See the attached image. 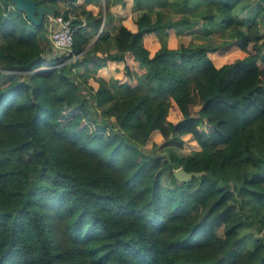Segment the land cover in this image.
<instances>
[{"label":"trees","instance_id":"trees-1","mask_svg":"<svg viewBox=\"0 0 264 264\" xmlns=\"http://www.w3.org/2000/svg\"><path fill=\"white\" fill-rule=\"evenodd\" d=\"M34 1L74 43L0 0V264H264V0Z\"/></svg>","mask_w":264,"mask_h":264},{"label":"rangeland","instance_id":"rangeland-1","mask_svg":"<svg viewBox=\"0 0 264 264\" xmlns=\"http://www.w3.org/2000/svg\"><path fill=\"white\" fill-rule=\"evenodd\" d=\"M261 1L263 3V0H253L252 2L250 1L251 5L253 6V9H256L255 3ZM246 3V8H249L247 6V3L249 0L245 1ZM155 3V2H154ZM101 7L103 6L102 1L99 4ZM160 6L155 4L154 10L159 9ZM240 10V9H239ZM166 13H171L174 17H178L180 13L177 10H174L172 7H167L165 8ZM244 13H242L243 15ZM118 16H116L115 24L113 26L112 31L120 24V21L118 20ZM192 20L196 19L198 20V23L196 25H193L192 27H180L176 29L175 32V37L178 40H182L183 42L191 45V46H196V45H206V44H217L221 42L225 37H226V31H224V26L221 25L218 22H209V21H203L202 19H198L197 17H191ZM263 21L262 29L264 30V17L261 19ZM119 21V23H118ZM264 34V33H263ZM97 38V35H95L92 38V42H94ZM63 50H57L55 54L61 55L63 54ZM103 77L105 78H110L111 73H106L102 72L101 73ZM177 153H186L185 150L179 149V148H174ZM148 154L153 153L152 150L150 149H145ZM155 154H159L158 152H155ZM167 179L163 178V182H165Z\"/></svg>","mask_w":264,"mask_h":264},{"label":"built area","instance_id":"built-area-1","mask_svg":"<svg viewBox=\"0 0 264 264\" xmlns=\"http://www.w3.org/2000/svg\"><path fill=\"white\" fill-rule=\"evenodd\" d=\"M66 9V14L48 16L45 23L48 28L51 45L57 50L70 51L74 43V28L72 22L76 18V15L71 5H67ZM81 20V26L85 25V20Z\"/></svg>","mask_w":264,"mask_h":264},{"label":"water","instance_id":"water-1","mask_svg":"<svg viewBox=\"0 0 264 264\" xmlns=\"http://www.w3.org/2000/svg\"><path fill=\"white\" fill-rule=\"evenodd\" d=\"M12 2L18 10L25 13L27 19L35 26H40L45 23L48 16L54 15L52 9L46 6L38 7L34 0H12ZM202 174L203 172H187L182 167H178L174 170V177L179 181L189 182L193 177H198Z\"/></svg>","mask_w":264,"mask_h":264},{"label":"crops","instance_id":"crops-1","mask_svg":"<svg viewBox=\"0 0 264 264\" xmlns=\"http://www.w3.org/2000/svg\"><path fill=\"white\" fill-rule=\"evenodd\" d=\"M100 2H101L100 0H94V1L86 4V3H84V0H80L76 4V5H79V7L77 8V12H80L81 8L85 7V6H86L87 9H90V10L94 11L95 13L97 11H99L100 9H102L105 12V10H106L105 2H104V0H102V4H103L102 7L99 5ZM111 10L115 13L116 16L120 17V18H118L119 21L122 18L126 19V17H128L130 14H132L134 17H136V14H133V13H130V12L124 14V13H122L120 10H118L116 8H111ZM263 17H264V13H263L262 17L259 19V25L261 27L262 34L264 33V30L262 29V26H261V25H263V21L261 20V19H263ZM119 21H118V23H119ZM114 24H115V21H114ZM102 72L111 73V71H109V70H102L100 72V74Z\"/></svg>","mask_w":264,"mask_h":264}]
</instances>
